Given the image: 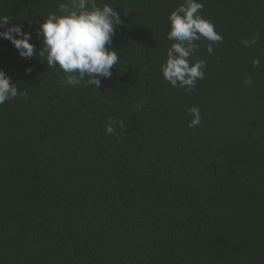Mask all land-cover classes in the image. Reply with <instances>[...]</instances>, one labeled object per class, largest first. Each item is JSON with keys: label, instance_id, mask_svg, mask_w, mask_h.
<instances>
[{"label": "trees", "instance_id": "obj_1", "mask_svg": "<svg viewBox=\"0 0 264 264\" xmlns=\"http://www.w3.org/2000/svg\"><path fill=\"white\" fill-rule=\"evenodd\" d=\"M60 2L0 0L37 52L0 38V69L27 91L0 105V264H264V0H200L223 40L196 42L190 91L161 72L184 0H97L123 22L98 89L61 86L39 56ZM108 117L126 129L110 136Z\"/></svg>", "mask_w": 264, "mask_h": 264}, {"label": "clouds", "instance_id": "obj_2", "mask_svg": "<svg viewBox=\"0 0 264 264\" xmlns=\"http://www.w3.org/2000/svg\"><path fill=\"white\" fill-rule=\"evenodd\" d=\"M204 5L200 0H184L168 15L169 31L167 39L173 41L167 49L166 61L161 64L163 78L173 87L192 90L198 79L204 78L206 62L202 59L192 61L190 58L198 48L201 38L210 43L209 54L213 52L212 44L222 42L223 36L215 30V25L201 15ZM11 17L0 16V38L9 40L25 59L36 56L35 45L31 43L32 33L19 24H11ZM121 16L109 3L98 4L97 0H61L58 11L51 12L39 22L37 36L42 37L39 56L47 66L57 65L65 74L61 86H80L83 83L98 89L102 78L112 76V68L119 62L118 50L110 47L117 28L122 24ZM256 33L251 40L241 43L248 47L259 40ZM260 60L253 59L258 66ZM30 72L31 68H26ZM251 85V77L245 79ZM27 91H18L16 83L0 69V105ZM192 119L189 128L201 123V113L197 106L189 109ZM116 126L126 129L122 120L108 117L105 132L110 136L116 132ZM119 138V137H117Z\"/></svg>", "mask_w": 264, "mask_h": 264}]
</instances>
